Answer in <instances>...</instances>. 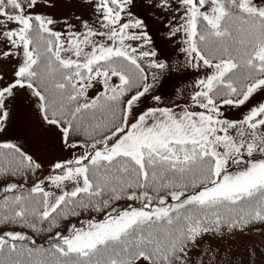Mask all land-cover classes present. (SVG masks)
I'll list each match as a JSON object with an SVG mask.
<instances>
[{"label": "snow or ice", "instance_id": "1", "mask_svg": "<svg viewBox=\"0 0 264 264\" xmlns=\"http://www.w3.org/2000/svg\"><path fill=\"white\" fill-rule=\"evenodd\" d=\"M45 2L0 0V63L13 65L0 73V132L7 101L27 89L70 155L44 169L0 144V174L27 184L48 173L5 185L0 224L52 233L82 212L102 218L69 223L47 247L5 231L0 264H195L193 251L204 264L220 255L200 247L205 235L264 228V2L147 0L167 39L183 33L184 67L197 73L175 106L161 91L175 63L153 46L137 0H89L95 23L76 17L62 31L35 11Z\"/></svg>", "mask_w": 264, "mask_h": 264}, {"label": "rangeland", "instance_id": "2", "mask_svg": "<svg viewBox=\"0 0 264 264\" xmlns=\"http://www.w3.org/2000/svg\"><path fill=\"white\" fill-rule=\"evenodd\" d=\"M257 3L264 0H256ZM53 4V7H48L47 4ZM138 8L134 11H139L142 17H145L150 26V35L153 38V46L158 53H163L161 59L167 58L168 61L175 63V68L165 74V87L161 90L164 94L169 106L184 104L192 92V83L197 78V73L192 69L184 67V54L180 51L182 45L180 39L183 33H180L176 39L169 40L162 33L166 31L165 20L163 17L157 19L160 14L155 16L147 6V0H137ZM35 11L43 12L55 20L59 21L54 25V30L62 31L67 29L65 20L71 22L79 28L80 22L76 17L87 19L89 23H95L96 17L93 14V4L89 0H46L45 3L38 6ZM13 65L11 63H0V73L7 72L11 75ZM154 71V70H153ZM199 75H203L200 73ZM159 94V93H158ZM151 104V100L145 101ZM7 109L9 112L8 120L5 125V131L0 132V143H15L22 150L33 155L34 158L41 161V154L47 155L43 160L45 169L53 162V156L68 157L69 152L62 150L61 141L58 131L50 129L44 124L41 115L36 107L35 98L30 95L27 89L18 90L16 94L7 101ZM240 113L229 112V116L239 117ZM7 152L5 149H1ZM260 158V157H257ZM4 165V163H3ZM12 179L24 181L19 176H10ZM45 189L49 190L48 185ZM55 191V190H54ZM220 238L235 237L236 231L228 233L227 230L221 234H214ZM234 235V236H231ZM245 237V236H244ZM249 237L250 236H246Z\"/></svg>", "mask_w": 264, "mask_h": 264}, {"label": "trees", "instance_id": "3", "mask_svg": "<svg viewBox=\"0 0 264 264\" xmlns=\"http://www.w3.org/2000/svg\"><path fill=\"white\" fill-rule=\"evenodd\" d=\"M9 181L0 179V201L4 195L3 186ZM127 203L125 200L114 202V207H125ZM92 216H96L98 219L102 218L101 214L95 212H82L79 217H69L67 220L60 219L58 221V227L53 229L52 233L48 232H33L31 229L22 228L17 224H0V234L5 231L15 230L25 232L27 235L32 236L38 245L43 244L47 247L48 236L54 235L56 230H62L66 228L69 223L79 224L80 220L90 219ZM47 227V225H44ZM226 229L218 234L225 232ZM250 230L236 231L235 237L220 238L212 233L205 235L198 243L202 249L207 251L209 248L220 250L219 258L212 257V253L209 252L208 256L204 257V264H264V229L257 226L252 229L251 235H248ZM262 235H260V234ZM234 236V235H231ZM245 236V237H244ZM246 236H250L246 237ZM192 259L195 264H200V257L197 252L191 253ZM211 257V258H210Z\"/></svg>", "mask_w": 264, "mask_h": 264}]
</instances>
